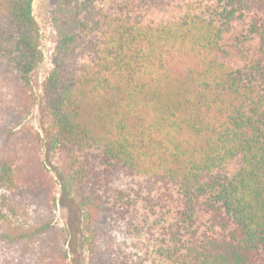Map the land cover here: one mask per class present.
Listing matches in <instances>:
<instances>
[{
	"label": "trees",
	"instance_id": "obj_1",
	"mask_svg": "<svg viewBox=\"0 0 264 264\" xmlns=\"http://www.w3.org/2000/svg\"><path fill=\"white\" fill-rule=\"evenodd\" d=\"M35 0H0V264H70ZM42 83L86 264H264V0H57Z\"/></svg>",
	"mask_w": 264,
	"mask_h": 264
},
{
	"label": "rangeland",
	"instance_id": "obj_2",
	"mask_svg": "<svg viewBox=\"0 0 264 264\" xmlns=\"http://www.w3.org/2000/svg\"><path fill=\"white\" fill-rule=\"evenodd\" d=\"M57 0H35L33 11L41 30V48L44 62L33 74L32 81L37 94V103L26 125L33 127L43 139L44 160L56 180L57 186V222L69 231L68 252L70 264H86L87 253L84 248V232L82 213L72 202L68 188L64 184L52 158L50 141V126L52 118L45 109L42 83L53 66L54 52L57 44V34L52 24V11Z\"/></svg>",
	"mask_w": 264,
	"mask_h": 264
}]
</instances>
